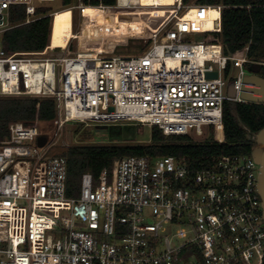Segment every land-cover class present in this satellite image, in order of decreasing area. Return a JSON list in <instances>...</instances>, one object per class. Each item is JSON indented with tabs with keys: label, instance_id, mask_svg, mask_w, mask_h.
Instances as JSON below:
<instances>
[{
	"label": "built area",
	"instance_id": "1",
	"mask_svg": "<svg viewBox=\"0 0 264 264\" xmlns=\"http://www.w3.org/2000/svg\"><path fill=\"white\" fill-rule=\"evenodd\" d=\"M55 1L0 0V98L54 100L57 132L69 122H126L167 136L214 129L217 139L225 102H245L246 65L264 66L249 59L250 44L226 55L221 43L206 42L222 31V6L215 30H195L175 15L134 56H71L69 46L51 45L7 53L11 7L25 5L29 23L38 3ZM104 1L77 0L71 10H122L119 0ZM137 5L129 0L126 8ZM40 136L48 138L44 147ZM55 140L17 122L0 142V264H264L261 166L252 153L223 155L199 170L171 156H126L98 178L83 174L78 197L69 198L67 158L48 155Z\"/></svg>",
	"mask_w": 264,
	"mask_h": 264
},
{
	"label": "trees",
	"instance_id": "2",
	"mask_svg": "<svg viewBox=\"0 0 264 264\" xmlns=\"http://www.w3.org/2000/svg\"><path fill=\"white\" fill-rule=\"evenodd\" d=\"M146 0H142L144 3ZM115 5L116 0H105ZM197 8L187 12L192 20L198 11H205L200 31L215 30L214 20L222 6V31L213 33L214 42L224 46L226 55L242 50L248 44L251 60L264 63V0H183ZM76 0H61L62 9L73 6ZM201 5V6H199ZM52 6L36 7L35 18H28L25 5L12 6L9 12L10 28L2 35L3 49L7 53L43 52L49 45L65 49L72 35V12L61 13L52 19ZM196 13V14H195ZM136 16V15H135ZM140 16V15H138ZM53 21V24H52ZM191 22V21H190ZM198 25H193L194 29ZM251 64H247L248 70ZM231 72V63L226 76ZM264 77V66L260 73ZM56 104L51 99L0 98V142L10 137V125L22 122L26 126H38L39 122H53ZM84 125V124H83ZM264 128V104L226 101L223 107V127L218 138L213 136L197 141L190 135H165L158 126L152 127L151 140L137 144H94L69 148L63 156L68 162L67 196L78 197L83 174L98 178L104 169L111 170L117 159L126 156L175 157L185 160L193 170L211 167L223 155H250L256 147L255 135Z\"/></svg>",
	"mask_w": 264,
	"mask_h": 264
},
{
	"label": "rangeland",
	"instance_id": "3",
	"mask_svg": "<svg viewBox=\"0 0 264 264\" xmlns=\"http://www.w3.org/2000/svg\"><path fill=\"white\" fill-rule=\"evenodd\" d=\"M178 1L146 0L144 3H141L140 7H129L122 10L107 9L105 12L93 9L86 12L88 15L85 13L87 9H74V15H72V35L68 39L71 56L82 52H94L100 56L108 57H129L140 54L151 44L156 32L162 31L177 20L175 15L180 16L183 14L186 16L189 10L188 7L191 6V10L197 8L194 2L186 5L182 0V7L179 9ZM39 5L47 4L38 3L37 6ZM48 6H52L54 11L62 10L61 0H56L48 4ZM74 6L75 4L69 8L72 9ZM89 14H92V16ZM84 19H87L86 22L89 23L101 22L102 27L100 26L101 28H99L97 25L91 26L94 32L84 34ZM190 21L193 25H198L197 30L200 31L199 25L201 22L199 19L192 18ZM205 37L204 35H193L192 39L194 42H199L204 40ZM209 37L210 39H207L206 42H213V36ZM249 73L250 71L248 70ZM38 127L50 139L56 137L55 145L50 149L48 154L50 156L63 155L69 148L79 145L148 143L151 140L152 134V127L150 126H140L126 122L103 126L101 124L86 126L80 122H69L65 124L60 132H57L54 121L39 122ZM211 130H206L202 136H191L195 140L201 141L210 137L212 134ZM216 134L217 132L213 129L214 138ZM28 143L37 144V142Z\"/></svg>",
	"mask_w": 264,
	"mask_h": 264
},
{
	"label": "water",
	"instance_id": "4",
	"mask_svg": "<svg viewBox=\"0 0 264 264\" xmlns=\"http://www.w3.org/2000/svg\"><path fill=\"white\" fill-rule=\"evenodd\" d=\"M249 75L244 79L241 98L246 103L264 104V77L260 74L262 71V65L255 63L250 68ZM208 77L217 78L218 73H209ZM228 94L231 98H235L237 91L233 84L229 86ZM256 147L252 151V156L256 162L261 166V174L259 177V192L263 201L264 210V128L258 132L255 136ZM48 138L46 136H40L38 138V145L44 147L47 144Z\"/></svg>",
	"mask_w": 264,
	"mask_h": 264
},
{
	"label": "bare ground",
	"instance_id": "5",
	"mask_svg": "<svg viewBox=\"0 0 264 264\" xmlns=\"http://www.w3.org/2000/svg\"><path fill=\"white\" fill-rule=\"evenodd\" d=\"M134 3H136V4H138L137 6L138 7H140L141 6V3H142V0H132ZM128 2H129V0H119V5L120 6H122L121 8L123 9V8H126V7H128ZM179 3H182V0H179L178 1V3L177 4H179ZM191 7V6H190ZM190 7H188V12L191 10V8ZM93 9H87L86 11H85V13L87 12V11H92ZM64 12H72V10L71 9H69V8H67V9H64V10H60V11H57V12H55V14H54V17L55 16H57V15H59V14H61V13H64ZM196 13H198V15L197 16H195V17H193L194 19H199V20H202L203 18V16H204V13H205V11H201V13H200V11H198V12H196ZM87 14V13H86ZM90 16H92V14H89ZM91 18H93V17H91ZM88 19V18H87ZM94 25H97V26H99V28H101L102 27V23L101 22H96V23H93V22H87L86 24H85V29H84V31H83V33L84 34H87V33H92V32H94L93 30H92V28H91V26H94ZM101 26V27H100ZM68 46H69V44H68ZM67 46V47H68ZM66 47V48H67ZM82 54H95L94 52H82ZM86 56H95V55H86ZM170 64H175V63H173V62H171Z\"/></svg>",
	"mask_w": 264,
	"mask_h": 264
},
{
	"label": "crops",
	"instance_id": "6",
	"mask_svg": "<svg viewBox=\"0 0 264 264\" xmlns=\"http://www.w3.org/2000/svg\"><path fill=\"white\" fill-rule=\"evenodd\" d=\"M76 2H77V0H76ZM70 9V8H69ZM62 10H64V9H62ZM55 12H57V11H55ZM74 12V11H73ZM72 12V15H74V13ZM54 13V12H53ZM52 19H53V17H52ZM52 24H53V21H52Z\"/></svg>",
	"mask_w": 264,
	"mask_h": 264
}]
</instances>
